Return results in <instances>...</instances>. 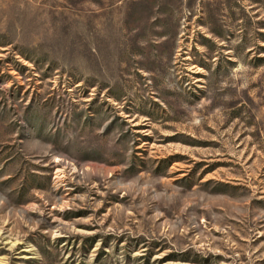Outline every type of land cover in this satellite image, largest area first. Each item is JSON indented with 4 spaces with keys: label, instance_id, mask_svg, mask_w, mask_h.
<instances>
[{
    "label": "rangeland",
    "instance_id": "374dc122",
    "mask_svg": "<svg viewBox=\"0 0 264 264\" xmlns=\"http://www.w3.org/2000/svg\"><path fill=\"white\" fill-rule=\"evenodd\" d=\"M0 264H264V0H0Z\"/></svg>",
    "mask_w": 264,
    "mask_h": 264
}]
</instances>
